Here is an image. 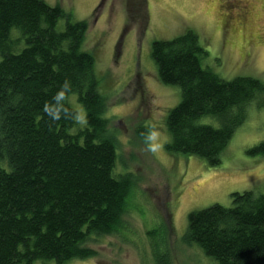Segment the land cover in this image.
<instances>
[{
    "label": "trees",
    "instance_id": "1",
    "mask_svg": "<svg viewBox=\"0 0 264 264\" xmlns=\"http://www.w3.org/2000/svg\"><path fill=\"white\" fill-rule=\"evenodd\" d=\"M86 26L44 0H0V264L88 258L95 251L85 244L113 233L126 212L130 185L114 171L117 146L95 57L83 48ZM205 53L193 30L154 40L151 51L160 81L181 89L165 120L167 150L217 166L251 102L264 105V83L222 78L203 66ZM70 96L85 110L83 125ZM249 153L264 155V141ZM232 198L230 207L191 211L183 239L214 264H264V192Z\"/></svg>",
    "mask_w": 264,
    "mask_h": 264
},
{
    "label": "rangeland",
    "instance_id": "2",
    "mask_svg": "<svg viewBox=\"0 0 264 264\" xmlns=\"http://www.w3.org/2000/svg\"><path fill=\"white\" fill-rule=\"evenodd\" d=\"M44 1L87 25L83 48L95 57L104 117L117 146L114 171L130 185L121 225L85 244L93 255L66 264H214L183 239L188 214L215 203L230 207L234 192H264V155L249 153L264 141V105L248 106L220 165L169 152L165 120L181 89L160 81L152 44L193 30L206 52L204 67L224 79L251 76L264 83V0ZM69 101L83 125V106L75 96Z\"/></svg>",
    "mask_w": 264,
    "mask_h": 264
}]
</instances>
